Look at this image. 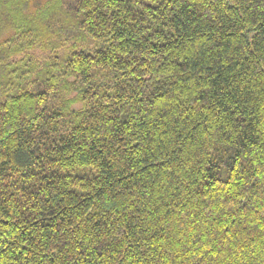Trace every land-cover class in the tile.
<instances>
[{"label":"trees","instance_id":"obj_1","mask_svg":"<svg viewBox=\"0 0 264 264\" xmlns=\"http://www.w3.org/2000/svg\"><path fill=\"white\" fill-rule=\"evenodd\" d=\"M0 264H264V0H0Z\"/></svg>","mask_w":264,"mask_h":264}]
</instances>
